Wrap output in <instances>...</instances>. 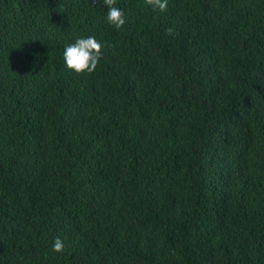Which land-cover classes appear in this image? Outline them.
<instances>
[{"label":"trees","instance_id":"obj_1","mask_svg":"<svg viewBox=\"0 0 264 264\" xmlns=\"http://www.w3.org/2000/svg\"><path fill=\"white\" fill-rule=\"evenodd\" d=\"M114 6L0 0V264H264V0Z\"/></svg>","mask_w":264,"mask_h":264},{"label":"clouds","instance_id":"obj_2","mask_svg":"<svg viewBox=\"0 0 264 264\" xmlns=\"http://www.w3.org/2000/svg\"><path fill=\"white\" fill-rule=\"evenodd\" d=\"M97 2V0H94ZM102 5L108 6L107 20L116 29L122 28L126 23L124 12L115 7V0H101ZM147 4L152 8L159 9L161 12L167 11L168 0H147ZM169 35L172 29L166 30ZM102 45L94 36L78 38L74 43L68 44L64 50V61L66 67L76 73H92L96 70L102 58ZM64 243L60 238H56L53 243V251L62 252Z\"/></svg>","mask_w":264,"mask_h":264}]
</instances>
